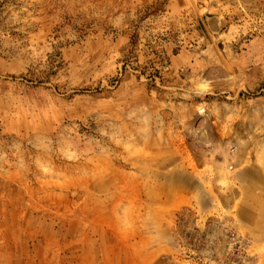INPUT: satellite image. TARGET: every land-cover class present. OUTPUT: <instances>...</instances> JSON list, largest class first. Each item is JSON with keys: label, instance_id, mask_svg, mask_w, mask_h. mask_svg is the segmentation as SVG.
<instances>
[{"label": "rangeland", "instance_id": "obj_1", "mask_svg": "<svg viewBox=\"0 0 264 264\" xmlns=\"http://www.w3.org/2000/svg\"><path fill=\"white\" fill-rule=\"evenodd\" d=\"M0 264H264V0H0Z\"/></svg>", "mask_w": 264, "mask_h": 264}]
</instances>
